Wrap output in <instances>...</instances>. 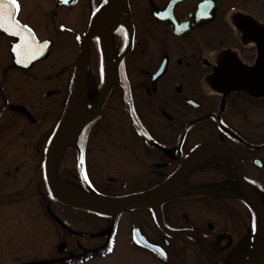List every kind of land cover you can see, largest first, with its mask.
<instances>
[{
	"label": "flooded vegetation",
	"instance_id": "af4514ba",
	"mask_svg": "<svg viewBox=\"0 0 264 264\" xmlns=\"http://www.w3.org/2000/svg\"><path fill=\"white\" fill-rule=\"evenodd\" d=\"M43 1L37 13L17 0L15 18L47 42L27 65L12 51L19 37L0 29V264H10L3 216L23 207L17 200L59 241L50 264L104 260L122 231L137 261L264 264V0ZM84 37L85 126L58 180L84 195L130 197L181 173L160 205L162 226L151 207L114 218L65 205L49 189L46 156L73 108ZM134 230L163 259L138 247ZM77 238L87 247L68 253Z\"/></svg>",
	"mask_w": 264,
	"mask_h": 264
},
{
	"label": "rangeland",
	"instance_id": "374dc122",
	"mask_svg": "<svg viewBox=\"0 0 264 264\" xmlns=\"http://www.w3.org/2000/svg\"><path fill=\"white\" fill-rule=\"evenodd\" d=\"M21 1L24 4L27 12H30V10L32 11L31 4H37V6H39V10H36L37 13L40 11L43 12L47 9L46 2L43 0ZM79 11L81 12V10ZM70 24L76 27V22L71 21ZM42 30H44V28H42ZM67 44L70 45L69 41H67ZM18 201L19 200H17V203L16 201L12 202V204H20L23 207L27 205L26 207H30V202L24 201L18 203ZM23 207H9L10 209L8 208L4 212L3 220L9 226V238L14 241L9 244L10 249L8 255L5 256V260H7L10 264H14L17 262V255L22 254L20 257L22 264H50V261L53 259L54 255L62 252V250L58 247L59 241H56L52 233L49 232L50 226L45 218L41 217L42 214H38V212H36L35 208L33 207H30V209H23ZM126 222L128 223V220H126ZM88 223L91 226L89 228L88 225V228L93 230L92 224H95L93 219L88 220ZM3 224L4 223H0V225ZM39 229H41V231ZM123 232L124 231L119 233L117 247L112 250L114 251L112 255L104 260H94V262L87 264H154L147 258V262L142 259L141 261L139 259L138 261L134 259L133 255L141 252L129 247L127 241H125ZM88 234L91 233L88 232ZM85 239L86 238H77V240H74V242L70 240L71 243H68V241L64 247H66L68 253L75 252L76 254L87 247L86 244L88 241L85 242ZM89 242H91V240H89ZM107 252L111 251L107 250ZM81 261H78L75 264H85ZM134 261H137V263Z\"/></svg>",
	"mask_w": 264,
	"mask_h": 264
},
{
	"label": "water",
	"instance_id": "95a60500",
	"mask_svg": "<svg viewBox=\"0 0 264 264\" xmlns=\"http://www.w3.org/2000/svg\"><path fill=\"white\" fill-rule=\"evenodd\" d=\"M75 0H70V4L74 3ZM84 65H85V38L82 42L81 46V54L80 59L78 61L77 65V71H76V78H75V110L76 113L79 114L81 110H83V99L81 97V90H82V82H83V71H84ZM77 107V108H76ZM85 126V118H80L78 123L74 126V129L72 130V133L74 132L77 134L83 127ZM65 131H60L58 135L54 138L52 141L47 157H46V177H47V183L54 194V196L62 203L72 206L78 209L88 210L92 212L97 213H113L114 218H116L117 214L121 211L125 210H132V209H140V208H146V207H152L155 209L156 212L157 206L159 203L162 202L163 198L166 197L168 194V191L170 190V185L174 186L175 183H177L178 177L172 179L169 183L163 184L143 195L135 196V197H125V198H112V197H105V196H95V195H83L79 194L65 186H63L57 179L55 175V160H56V153H57V146L58 141L64 135ZM190 163H192V159L186 163L185 167L182 169V173L184 170H187L190 166ZM238 184H240V180L238 181ZM241 189L245 192L246 195H248V192L241 186ZM250 203L254 206L257 205V203L253 200V197L251 195L249 196ZM114 221V219H113ZM113 221L111 225L113 224ZM159 222L160 219H159ZM133 239L135 243L141 247H144L151 252L157 254L158 256L162 257V249L160 246L153 245L148 243L144 237L140 235V233H136L134 231L133 233ZM260 260L254 261L252 264H260Z\"/></svg>",
	"mask_w": 264,
	"mask_h": 264
},
{
	"label": "snow or ice",
	"instance_id": "6c2138e0",
	"mask_svg": "<svg viewBox=\"0 0 264 264\" xmlns=\"http://www.w3.org/2000/svg\"><path fill=\"white\" fill-rule=\"evenodd\" d=\"M62 3H68V0H61ZM20 5L17 0H0V29L5 33L19 37L12 51L16 54V63L25 64L42 54L47 42L40 44L36 41L32 30L26 25H22L15 17ZM79 39V37H77ZM84 163L83 156L80 158V164ZM86 178V177H85ZM109 251H112L111 247Z\"/></svg>",
	"mask_w": 264,
	"mask_h": 264
},
{
	"label": "bare ground",
	"instance_id": "6f19581e",
	"mask_svg": "<svg viewBox=\"0 0 264 264\" xmlns=\"http://www.w3.org/2000/svg\"><path fill=\"white\" fill-rule=\"evenodd\" d=\"M81 97L83 99V102H85V91L81 90ZM73 106L75 107V103L73 102ZM77 108V107H76ZM82 118V111L77 114L75 108H72L69 118L65 122V133L62 135L60 140L58 141L57 146V153H56V162H55V173L57 171L58 163L60 161L61 155L66 150V148L71 144L73 139L75 138L76 134L72 130L74 129V126L78 123V121ZM264 246V244L258 245V251Z\"/></svg>",
	"mask_w": 264,
	"mask_h": 264
}]
</instances>
